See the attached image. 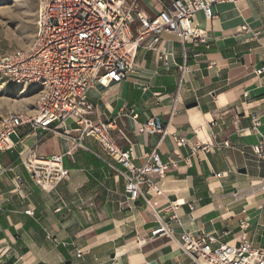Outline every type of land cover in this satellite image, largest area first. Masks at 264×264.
<instances>
[{
    "label": "crops",
    "instance_id": "1",
    "mask_svg": "<svg viewBox=\"0 0 264 264\" xmlns=\"http://www.w3.org/2000/svg\"><path fill=\"white\" fill-rule=\"evenodd\" d=\"M169 1L139 0V9L153 18ZM197 20L206 44L191 40L183 51L178 37L165 33L159 50L169 55L168 67L158 51L141 46L128 79L96 85L88 99L92 120H117L112 135L133 148L137 165L155 146L174 163L155 177L151 207L143 197L128 203L125 179L109 164L121 167L95 139L73 148L65 134L76 137L74 119L37 136L22 129L15 140L36 145L41 156H62L71 178L43 190L20 162L22 145L0 151V264H192L180 246L184 230L231 245H264V155L253 150L264 140V74H256L264 66V1L219 4L213 19L199 13ZM154 117L165 124L163 137L139 132ZM225 142L230 146L213 147ZM204 145L210 150L193 154ZM161 225L174 230L173 238L152 237Z\"/></svg>",
    "mask_w": 264,
    "mask_h": 264
},
{
    "label": "built area",
    "instance_id": "2",
    "mask_svg": "<svg viewBox=\"0 0 264 264\" xmlns=\"http://www.w3.org/2000/svg\"><path fill=\"white\" fill-rule=\"evenodd\" d=\"M242 1L246 0H170L162 3L163 9L159 14L149 18L140 11L139 0H38L35 33L29 47L0 56V76L18 87L34 90L36 95L32 112L12 113L1 120L0 151H13L17 145H22L20 162L32 182L43 190H55L71 178L70 171L63 165V157L41 156L36 145L28 148L24 139L17 142L15 138L19 137L22 129H27V137L37 136L41 131L54 132L55 125L74 119L76 137L65 134L73 148L82 146L85 138L95 139L121 167L117 169L114 164H109L125 179L128 203L134 204L143 197L151 207L148 195L157 190L155 177H163L174 163L163 161L158 146H155L144 155L143 163L137 165L133 148L121 147L112 135L117 120L99 123L91 119L90 93L96 85L106 87L126 81L135 69L141 46L158 51L159 61L168 67L169 55L159 50L165 33L176 35L183 51L191 40L206 44L208 37L201 30L197 15L203 13L207 20H211L214 6ZM137 23L139 27L135 33L133 26ZM185 69L183 65L182 72ZM256 74L263 75L264 66ZM258 126L256 122L254 129ZM166 130L159 117L139 125V132L146 135L163 137ZM186 143L185 139L178 140L180 146ZM229 146L225 142L213 147ZM200 150L208 151L210 146L197 147L193 154ZM253 150L262 157L264 140ZM22 185L21 179L17 178V188ZM26 213L32 215V211ZM153 213L156 214L154 209ZM171 220L184 228L176 214ZM159 235L173 238L174 230L161 225L152 232V237ZM47 237L53 238L48 233ZM54 241L57 242L56 239ZM180 246L192 264H264V245L256 248L248 241L231 245L222 243L214 235L184 230ZM77 256H81V251H77Z\"/></svg>",
    "mask_w": 264,
    "mask_h": 264
},
{
    "label": "rangeland",
    "instance_id": "3",
    "mask_svg": "<svg viewBox=\"0 0 264 264\" xmlns=\"http://www.w3.org/2000/svg\"><path fill=\"white\" fill-rule=\"evenodd\" d=\"M38 0H0V56L23 51L35 33ZM34 90H26L0 76V122L12 113H30Z\"/></svg>",
    "mask_w": 264,
    "mask_h": 264
},
{
    "label": "water",
    "instance_id": "4",
    "mask_svg": "<svg viewBox=\"0 0 264 264\" xmlns=\"http://www.w3.org/2000/svg\"><path fill=\"white\" fill-rule=\"evenodd\" d=\"M195 107V105L190 106L189 108Z\"/></svg>",
    "mask_w": 264,
    "mask_h": 264
}]
</instances>
